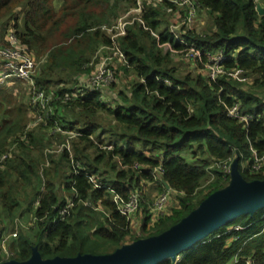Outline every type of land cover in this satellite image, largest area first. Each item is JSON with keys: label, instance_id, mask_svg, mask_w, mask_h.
I'll use <instances>...</instances> for the list:
<instances>
[{"label": "trees", "instance_id": "1", "mask_svg": "<svg viewBox=\"0 0 264 264\" xmlns=\"http://www.w3.org/2000/svg\"><path fill=\"white\" fill-rule=\"evenodd\" d=\"M195 1V16L203 12L210 17L211 29L198 34L183 25L180 37L199 56L181 57L201 67L221 53L223 73L214 81L199 73H177L174 56L183 55V47L165 26L164 16L173 19L179 13L183 19L187 8L142 0L118 38L128 65L115 62L114 83L96 91L88 89L87 75L92 72L88 64L101 46L110 44L101 27L136 9L138 0H0V34L9 20H16L19 41L40 61L35 86L53 94L48 109L33 107L29 92L27 107L21 100L8 109L11 94L0 89V157L13 148L0 162V233L27 212L34 218L31 231H20L9 243L14 253L10 259L27 260L33 247L42 258L96 254L91 244L85 248L87 240L99 249L97 254H106L128 243L127 238L132 242L160 234L228 184L229 172L220 165H230L236 156L240 163H251V147L257 155L264 154L260 0ZM68 19L71 25L62 29ZM233 70L242 73L235 75ZM238 75L253 80L248 91L242 89L244 79L234 78ZM124 76L130 78L128 90L116 94L112 88ZM106 91H114L107 95L110 99L105 98ZM235 102L240 103V112L250 114L247 125L227 115ZM31 109L35 121L38 118L33 127L26 119ZM40 130L47 133L45 140ZM60 137L62 141L57 140ZM40 167H45L42 173ZM239 169L247 181L264 180V169L254 174L241 165ZM145 181L156 184L161 193L167 184L178 204L153 222L144 236H132L130 221L117 211L112 196L126 199L138 191L139 209L148 213L140 189ZM207 186L208 191L202 189ZM59 191H72L70 201ZM66 207L67 213L61 215ZM147 221L146 215L144 226ZM250 257L254 264H264V208L229 221L174 263L168 259L157 264H244Z\"/></svg>", "mask_w": 264, "mask_h": 264}, {"label": "built area", "instance_id": "2", "mask_svg": "<svg viewBox=\"0 0 264 264\" xmlns=\"http://www.w3.org/2000/svg\"><path fill=\"white\" fill-rule=\"evenodd\" d=\"M142 0H138V7L136 9H131L127 11L125 14H122L116 22H114L110 26H102L101 30H103L110 38V44L101 46L94 58L89 62V66L92 67V72L87 78L88 89L96 90V91H104L107 87L112 85L115 81V73H116V63H120L122 65H128L126 56L124 52L121 50L120 45L118 43V38L125 33V28L127 24L130 22V16L135 11L140 10V3ZM159 3L168 2L172 3L179 8H187V14L184 18L179 17V13L176 16H173L172 24L181 23L186 26L187 30H195L193 27L196 18V1L195 0H156ZM165 6V5H164ZM163 6V7H164ZM182 20V22H181ZM170 25V32L176 37L177 41L182 44L184 57L186 58H195L198 57V51L192 44L183 41V38L180 37V34L175 27ZM5 28L3 33L0 34V82L9 81L11 79H17L20 82H25L27 84L28 92L31 93V105L33 107L39 106L41 110L48 109L47 105L52 100L53 94L50 93L46 95L42 89H39L35 86L34 77L37 74L38 67L40 61L36 59L34 54L30 52V50L23 45L17 35L14 27L9 32H6ZM103 52L101 56L99 53ZM212 61L216 64V70L208 73V78L211 80H215L216 77L223 73L222 67L220 66L221 60L224 57L221 53H217L212 58ZM116 62V63H115ZM232 72L236 74L242 73L239 70H233ZM169 83V81H166ZM78 92V91H77ZM78 93L72 94V96H76ZM66 97V96H65ZM227 115L233 119H235L238 123H243L247 125L248 121L251 119L250 114H243L240 112V103L235 102L232 106L227 108ZM38 118L36 119V121ZM32 127V124L29 125ZM60 131V130H58ZM62 133H68L63 132ZM61 146L60 148H62ZM59 148V149H60ZM66 149H69V146L66 144ZM110 149V147H108ZM252 152V161L248 164V167L245 169H249L251 173H259L264 169V154L257 155L256 151L251 147ZM10 156V152L6 155L0 157V162L5 161ZM229 164H225L224 166H228ZM138 165H135L134 168H137ZM230 166V165H229ZM230 168L225 171L229 172ZM90 180L93 182L95 187H98L96 181L91 177ZM166 186V185H165ZM170 193L172 189L166 188L164 192L161 193L149 206V212H151L156 219L165 215L167 213V205L170 199ZM112 200L117 206V211L124 216L127 220L132 223L134 215L139 210L140 202H141V194L138 191L131 192L129 196L124 199L120 195L113 194ZM176 200V198H175ZM177 201V200H176ZM178 203V202H177ZM67 208L61 211V215H65L67 213ZM236 229H239L236 227ZM16 232L12 235L16 236ZM236 262V257L234 258ZM244 264H254L252 258H245Z\"/></svg>", "mask_w": 264, "mask_h": 264}, {"label": "water", "instance_id": "3", "mask_svg": "<svg viewBox=\"0 0 264 264\" xmlns=\"http://www.w3.org/2000/svg\"><path fill=\"white\" fill-rule=\"evenodd\" d=\"M257 11L262 15L258 5ZM239 156L233 158L228 184L208 195L187 216L166 231L125 243L106 254H77L73 257L42 258L33 247L27 260L10 259L0 264H157L174 263L181 253L197 245L211 232L241 215H253L264 208V180H245L239 169ZM167 188H170L166 184Z\"/></svg>", "mask_w": 264, "mask_h": 264}, {"label": "rangeland", "instance_id": "4", "mask_svg": "<svg viewBox=\"0 0 264 264\" xmlns=\"http://www.w3.org/2000/svg\"><path fill=\"white\" fill-rule=\"evenodd\" d=\"M260 6L262 9V12L264 13V2L260 0V3L257 1V6ZM58 7V5L56 6V8ZM132 7V6H130ZM18 11L16 10L15 13H17ZM19 18L17 19V22L19 24V28L21 29V24H22V15L18 14ZM199 17L196 16V18L194 19L195 23L193 25V27H198V29H195V32L198 34H204V32H208L210 31V25L212 24V19L210 17H208L205 13H200L198 15ZM166 17V19L168 18V24L167 21L165 22L168 28L170 27V23L172 22V18L170 16H167V14L164 16ZM14 21L16 20H9V25L7 26V28H9V30H12L13 28V24ZM71 25V19H68L67 21L63 22L61 25V28L64 29L67 26ZM172 27H175L178 31L182 30V24L181 23H175L171 25ZM8 29H6V32H9ZM60 38L57 37L56 40H59ZM168 45V44H166ZM103 52L99 53V56H101ZM184 55L178 53L177 56H174L175 60H174V65H176V68L178 69L177 73L182 74V76H184L185 74H188L189 72L191 74H195V73H199L202 74L203 76L208 77V73H210L212 70L215 71L216 70V64L212 61V59H208L207 62L203 63V66L199 67L198 62H190L187 60H183ZM43 57V56H42ZM41 57V58H42ZM89 76V75H87ZM234 78H236V80L240 81L244 79V82L242 84V89L245 91H248L251 86H252V79L251 78H244L241 75L238 76H234ZM129 77L124 76L123 78L118 77V81L116 83V87H113L112 89L115 90V93L118 94L120 91H127V86L129 85ZM11 82V83H10ZM0 89L5 90L6 92L10 93L11 96L9 97V106H6L8 109H12L13 106H17L19 105L20 101L23 100L25 101V105L27 107L28 105V89H27V84H25V82H20L17 79H11V80H7L4 82H0ZM12 91V92H11ZM113 92H111L110 95H112ZM108 99H110L108 97ZM110 104H114L112 100L108 101ZM1 116L2 113L0 114ZM0 116V120L1 117ZM26 119H28V124H36L37 121H35V114H33L32 111H29V115L28 112L26 114ZM40 123V122H39ZM29 124V125H30ZM40 125V124H39ZM42 131V130H40ZM42 135H44V140L45 138L48 137L47 133L42 131L41 132ZM58 141H62V138L60 137V139H57ZM11 148V149H10ZM9 152H13V148L10 146L9 148ZM47 149V148H46ZM45 150V149H44ZM47 151V150H46ZM198 159V157H196L195 161ZM243 160V159H242ZM250 160H243L240 165H241V169H245L248 167ZM45 162V161H44ZM47 165V164H46ZM220 167L222 168V170L227 171L230 166H224V165H220ZM42 168L41 173L43 172V169L45 167H40ZM214 178H212V176L210 177V182L213 181ZM70 183V179L68 180ZM209 182V183H210ZM207 184V183H206ZM205 184V185H206ZM208 185V184H207ZM142 188V197L143 199L145 198V203L146 205L149 207L150 204L153 202V200H155L158 196L161 195V192L158 191V187L156 184H151L150 182H143L141 184L140 189ZM167 188V187H166ZM165 188V190H166ZM209 186L207 187H203L202 189H204L205 191H208ZM60 194H63L64 196H66L65 198L67 200L70 201V196L69 193L73 194L72 191H69V193H63L62 191H59ZM175 196L170 193V199H169V203L167 205V212H169V209H172L173 207H175L178 203L175 200ZM175 205V206H174ZM167 214V213H166ZM145 215L148 216V223H152L153 220H155L156 218L154 217V215L151 212L145 211L142 212L140 209L136 212V215H134L133 221L135 223V219L136 221H142V219H145ZM157 220V219H156ZM34 225V218L32 213L27 212L26 214L20 216V218H16L14 224L12 225V227L4 230L3 233H0V260L1 261H6L9 260L12 256H14V253L9 249V243L12 241V239H15L16 236L12 235L14 232H16L17 234L22 231L24 233L30 232L32 226ZM134 224H132V229H131V235L132 236H144L148 230H141L140 228L138 229V227H136L135 229H133ZM9 227V226H8ZM12 231V232H11ZM130 241V239H129ZM129 241H127L129 243ZM86 246L85 248L91 244V249L92 252L96 253L99 251V249L94 246V244L90 241L87 240V242L85 243ZM67 254H70V252H68ZM231 264V263H230Z\"/></svg>", "mask_w": 264, "mask_h": 264}, {"label": "crops", "instance_id": "5", "mask_svg": "<svg viewBox=\"0 0 264 264\" xmlns=\"http://www.w3.org/2000/svg\"><path fill=\"white\" fill-rule=\"evenodd\" d=\"M15 30H16V28H14ZM80 79H82V76L80 77ZM11 83V82H10ZM12 92V91H11ZM107 95H110L109 94V92H107L106 91V94H104V96H105V98H108V96ZM108 101V100H107ZM30 111H32L33 112V110L31 109ZM33 114H35V113H33ZM36 124H37V122H36ZM35 124V125H36ZM31 125V124H30ZM34 124H32V127L33 126H35ZM175 206V205H174ZM142 211V210H141ZM143 212V211H142ZM149 212V211H148ZM171 212V209H169V213ZM168 213V212H167ZM146 216V215H145ZM156 221V219L155 220H153L152 221V223L153 222H155ZM152 223H148V221H147V223H146V226H144V224H145V222H144V219H142V221H139V220H137L136 221V219H135V223L134 222H132V223H130V233H131V229H132V224H134V226H133V229H135L136 227H138V229L140 228L141 230H146V229H148L151 225H152ZM145 227V229H143ZM129 239L127 238L126 239V241H128Z\"/></svg>", "mask_w": 264, "mask_h": 264}]
</instances>
